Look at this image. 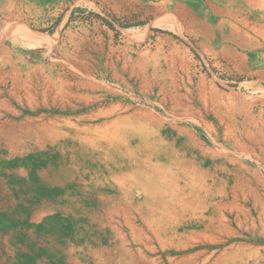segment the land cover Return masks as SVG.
I'll use <instances>...</instances> for the list:
<instances>
[{
    "label": "rangeland",
    "instance_id": "rangeland-1",
    "mask_svg": "<svg viewBox=\"0 0 264 264\" xmlns=\"http://www.w3.org/2000/svg\"><path fill=\"white\" fill-rule=\"evenodd\" d=\"M0 264H264V0H0Z\"/></svg>",
    "mask_w": 264,
    "mask_h": 264
}]
</instances>
